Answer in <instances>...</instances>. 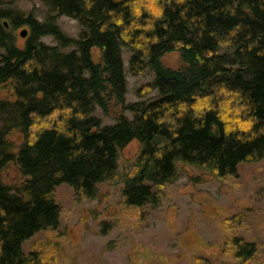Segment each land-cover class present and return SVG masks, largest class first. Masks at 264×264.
<instances>
[{"label":"trees","instance_id":"1","mask_svg":"<svg viewBox=\"0 0 264 264\" xmlns=\"http://www.w3.org/2000/svg\"><path fill=\"white\" fill-rule=\"evenodd\" d=\"M41 2L42 21L0 9V264H48L46 247L23 246L58 230L57 187L98 199L132 142L139 151L121 181L126 209L157 205L179 164L223 179L264 159V0ZM60 17L77 22V39L60 29ZM123 51L132 77L151 71L147 90L156 97L126 104ZM173 52L180 70L161 63ZM113 107L121 113L104 126L95 111L108 116ZM13 166L16 185L4 179ZM231 238L233 259H255L254 244Z\"/></svg>","mask_w":264,"mask_h":264},{"label":"rangeland","instance_id":"2","mask_svg":"<svg viewBox=\"0 0 264 264\" xmlns=\"http://www.w3.org/2000/svg\"><path fill=\"white\" fill-rule=\"evenodd\" d=\"M8 7L31 13L40 21L46 11L41 0H0V9ZM57 24L69 38H78L76 21L60 17ZM21 30L16 31L17 38ZM41 41L56 45L50 37ZM23 43L18 38V45ZM91 58L100 62L98 48L91 50ZM127 60L123 51L126 104L156 97L147 90L153 81L151 71L132 77ZM161 63L172 70L184 67L178 52L164 55ZM120 113L113 107L105 116L96 109L95 116L104 126H112ZM123 116L132 118L128 112ZM9 139L15 145L21 142L17 133ZM138 151V144L132 142L120 152L118 176L100 187L98 199H77L68 186L57 187L54 199L61 209L58 230L35 236L24 244V252L46 247L43 254L48 264H240L228 246L234 237L256 247V257L248 264H264V159L241 164L235 177L223 179L179 164L175 180L161 190L157 205L126 209L121 203V181ZM4 179L15 185L22 181L14 166Z\"/></svg>","mask_w":264,"mask_h":264},{"label":"water","instance_id":"3","mask_svg":"<svg viewBox=\"0 0 264 264\" xmlns=\"http://www.w3.org/2000/svg\"><path fill=\"white\" fill-rule=\"evenodd\" d=\"M19 37L21 39H25L27 37V31L25 29L21 30L19 33Z\"/></svg>","mask_w":264,"mask_h":264}]
</instances>
